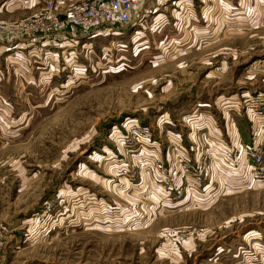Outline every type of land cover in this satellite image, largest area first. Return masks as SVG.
<instances>
[{"label":"rangeland","instance_id":"rangeland-1","mask_svg":"<svg viewBox=\"0 0 264 264\" xmlns=\"http://www.w3.org/2000/svg\"><path fill=\"white\" fill-rule=\"evenodd\" d=\"M7 1L0 0V20L35 14L46 1L75 0H20L13 11ZM29 1L35 4L23 8ZM209 2L146 0L139 36L131 25L88 49L80 40L55 60L0 59V264H264V182L223 191L201 208H165L136 186L149 176L162 197L171 184L156 169L157 157H171L158 116L181 118L199 99L212 104L219 95L233 101L264 91V10L254 8L249 24L218 22L217 8L208 26L193 23ZM157 7L168 23L154 27ZM238 113L246 141L249 123ZM180 118L184 144L204 148L208 138L191 137L192 124ZM146 127L150 140L134 136ZM214 174L213 167L212 182ZM85 190L144 213L148 223L71 229L88 211L72 195Z\"/></svg>","mask_w":264,"mask_h":264},{"label":"built area","instance_id":"built-area-1","mask_svg":"<svg viewBox=\"0 0 264 264\" xmlns=\"http://www.w3.org/2000/svg\"><path fill=\"white\" fill-rule=\"evenodd\" d=\"M145 1L75 0L66 6L46 1L35 14L13 21L0 20V55L7 53L5 59L8 62L15 54L26 59L45 57L46 53L58 57L69 49L65 47L71 48L68 53L76 51L80 40L111 34L132 24L138 25L142 31L145 29ZM80 47L88 49L84 42ZM237 97L233 100L249 123L248 139L241 141L237 154L231 152L228 158H224L213 146L217 139L208 138L206 146L200 150L192 144L186 146L182 140H169L167 150L171 157H157L161 159L156 166L159 177L162 181L171 177L166 192L170 203L194 198L212 183L210 173L216 160H225L232 171L240 173L247 182H264V91L246 92ZM134 136L150 140L151 130L148 127L134 128ZM151 147L150 151L158 155L156 146ZM189 151L193 152V157ZM2 247L0 242V252Z\"/></svg>","mask_w":264,"mask_h":264},{"label":"crops","instance_id":"crops-1","mask_svg":"<svg viewBox=\"0 0 264 264\" xmlns=\"http://www.w3.org/2000/svg\"><path fill=\"white\" fill-rule=\"evenodd\" d=\"M19 1L20 0L7 1L5 3V9L13 11L21 8L22 2ZM59 1L60 0H56L57 3H60ZM242 1L244 3L243 6L241 5ZM34 4L35 3H33L32 1H29V3L24 4L23 8L29 7ZM214 8H217L222 12L221 14H216V16L219 15L217 19L218 22L222 20L224 21V18H226L227 20H229V22L232 21V24L243 25L245 21H247L246 23H248L252 19V16L254 14L252 13V11L254 8H256L258 11L264 10V0H210L209 4L202 7L198 12H194L192 20L193 23L199 24L200 22H204L208 26L209 21H212V19L214 20V13H211ZM151 14L154 15H152V25L154 27L163 25L165 23L163 22L164 19L167 22L165 15L159 12V7L155 8L151 12ZM189 21L190 18L186 20V23H188ZM132 26L134 27L132 35L139 36L142 33L139 26L135 24H132ZM194 28L197 29L196 26ZM204 29L205 27H199L198 30L199 32H203ZM121 34V30H115V32L111 34L98 35L87 38L86 40H90V42L84 40V43H88L87 45H90L92 40L100 36L107 37L110 35L115 36ZM55 56L56 55H53L51 53H46L45 55V57H48V59L50 60H54L56 58ZM5 57H8L7 53H5V55L3 56L0 55V59H2L4 63L9 64L8 61L4 60ZM11 59L21 60L23 59V56L21 54H15V56ZM45 66L46 64H44V67ZM239 110L240 108L237 106V104H235L234 100L231 101V98H229L228 96L219 95L213 100L212 104L209 102L208 98L207 100H196L195 104L193 105V109L188 111L186 115L183 114L181 118H172L168 113L160 115L156 119V124L159 130L165 128L164 130L165 132H167L169 140L174 142H181L182 140L183 142L184 138L187 137V133L183 132V127L181 126V124H179V118L181 121L184 120L186 122H189L192 124L191 127L193 128V130H191L192 133H189L191 137H195V139L196 137H200L202 139H217V144L213 146L216 147L218 154H221L222 156H224V158H228L231 152H234L235 154L238 153L242 140L239 119L234 116L235 112L238 113ZM164 130H161V132H164ZM196 132H199L197 136ZM153 141L154 142L152 143V145L155 146L156 141ZM213 167L215 171L213 182L207 184L204 190L198 193V195L194 198H188L187 200H184L183 202H180L178 204L169 203L167 198H165L166 195L163 194V192H161V197L158 193L160 191L159 188L157 187L155 181L150 179L149 176L144 175L136 184V186L141 191V193L139 194H144L148 197L153 198L158 204H162V206L165 208H177L179 206H193L196 208H201L209 202L212 203L216 201L220 193L223 191L231 192L239 188L250 186L251 184V182H247L240 173L233 172L225 160H216ZM96 194L97 192L95 191L85 190L78 191V193L72 195L74 198H76V204L79 206L78 208L84 211V204L87 203L86 207L88 211L83 214L82 217L79 216V213L78 216H75L74 220H71L69 224L71 229L78 227H87L92 229H95L96 227H102L104 229L112 230L121 229L123 228L122 226H124V228L142 227L146 223H148V216L146 217L144 213L140 215L133 208L118 205L112 202L107 197H97ZM17 235L18 233L15 232V236Z\"/></svg>","mask_w":264,"mask_h":264}]
</instances>
